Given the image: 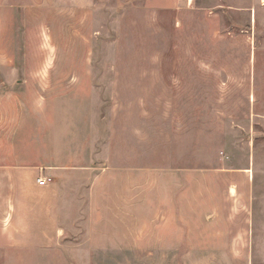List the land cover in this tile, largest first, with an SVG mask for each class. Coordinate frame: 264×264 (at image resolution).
<instances>
[{
	"label": "rangeland",
	"instance_id": "374dc122",
	"mask_svg": "<svg viewBox=\"0 0 264 264\" xmlns=\"http://www.w3.org/2000/svg\"><path fill=\"white\" fill-rule=\"evenodd\" d=\"M0 264H264V0H0Z\"/></svg>",
	"mask_w": 264,
	"mask_h": 264
},
{
	"label": "built area",
	"instance_id": "2783aa9c",
	"mask_svg": "<svg viewBox=\"0 0 264 264\" xmlns=\"http://www.w3.org/2000/svg\"><path fill=\"white\" fill-rule=\"evenodd\" d=\"M53 180L50 177L47 176H41L37 179V182L40 186H47L49 183H51Z\"/></svg>",
	"mask_w": 264,
	"mask_h": 264
},
{
	"label": "crops",
	"instance_id": "0c3cea01",
	"mask_svg": "<svg viewBox=\"0 0 264 264\" xmlns=\"http://www.w3.org/2000/svg\"><path fill=\"white\" fill-rule=\"evenodd\" d=\"M42 187H44V186H42Z\"/></svg>",
	"mask_w": 264,
	"mask_h": 264
}]
</instances>
